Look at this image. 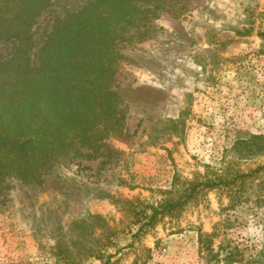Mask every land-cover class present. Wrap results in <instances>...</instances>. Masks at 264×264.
Returning <instances> with one entry per match:
<instances>
[{
  "label": "rangeland",
  "instance_id": "1",
  "mask_svg": "<svg viewBox=\"0 0 264 264\" xmlns=\"http://www.w3.org/2000/svg\"><path fill=\"white\" fill-rule=\"evenodd\" d=\"M93 1H53L33 31V65L54 25ZM173 1L186 9L117 46L123 134L95 159L61 160L42 185L8 180L0 264L264 261V155L237 149L264 136V0ZM12 47L0 43V59ZM208 183L218 186L137 235L154 210ZM201 235L212 236L204 249Z\"/></svg>",
  "mask_w": 264,
  "mask_h": 264
},
{
  "label": "trees",
  "instance_id": "2",
  "mask_svg": "<svg viewBox=\"0 0 264 264\" xmlns=\"http://www.w3.org/2000/svg\"><path fill=\"white\" fill-rule=\"evenodd\" d=\"M53 1L0 0V43L13 46L0 59V203L9 192V179L42 185L61 160L95 159L110 148L108 140L123 134L127 118V107L114 90L124 60L118 44L147 33L162 12L186 9L173 0L93 1L54 25L33 65V31ZM237 149L246 159L264 155V136L240 141ZM201 186L218 185H198L166 202L146 216L137 235L159 215L184 208ZM211 237L201 235L203 249Z\"/></svg>",
  "mask_w": 264,
  "mask_h": 264
}]
</instances>
